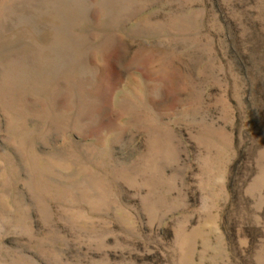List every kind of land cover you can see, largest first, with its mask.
<instances>
[{
    "label": "rangeland",
    "instance_id": "rangeland-1",
    "mask_svg": "<svg viewBox=\"0 0 264 264\" xmlns=\"http://www.w3.org/2000/svg\"><path fill=\"white\" fill-rule=\"evenodd\" d=\"M0 264H264V0H0Z\"/></svg>",
    "mask_w": 264,
    "mask_h": 264
}]
</instances>
